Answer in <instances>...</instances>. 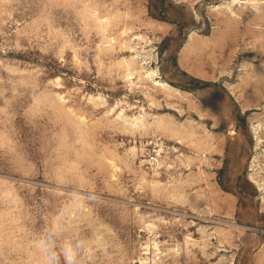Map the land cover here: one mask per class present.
Wrapping results in <instances>:
<instances>
[{"label": "rangeland", "instance_id": "374dc122", "mask_svg": "<svg viewBox=\"0 0 264 264\" xmlns=\"http://www.w3.org/2000/svg\"><path fill=\"white\" fill-rule=\"evenodd\" d=\"M57 226L78 264H264V0H0V264Z\"/></svg>", "mask_w": 264, "mask_h": 264}, {"label": "clouds", "instance_id": "9594fccd", "mask_svg": "<svg viewBox=\"0 0 264 264\" xmlns=\"http://www.w3.org/2000/svg\"><path fill=\"white\" fill-rule=\"evenodd\" d=\"M61 229L57 227L45 229L37 240V248L43 264H78V257L85 248V242L79 239L60 242Z\"/></svg>", "mask_w": 264, "mask_h": 264}]
</instances>
